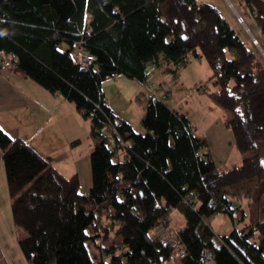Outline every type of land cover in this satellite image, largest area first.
<instances>
[{"label": "trees", "instance_id": "trees-1", "mask_svg": "<svg viewBox=\"0 0 264 264\" xmlns=\"http://www.w3.org/2000/svg\"><path fill=\"white\" fill-rule=\"evenodd\" d=\"M245 2L264 43V0ZM248 39L204 1L0 0V57L74 103L94 142L92 183L82 193L77 174L64 176L0 127L12 217L29 264H160L171 246L152 232L168 226L171 209L185 222L175 236L186 247L182 264H200L207 250L211 264H264V58ZM78 47L95 57L90 66L75 61ZM194 58L208 63L209 95L230 115L241 161L225 169L186 113L143 91L139 132L101 87L116 74L144 83L148 62L176 72ZM242 198L248 222L216 235L208 218L221 212L242 220ZM88 242L98 248L94 257Z\"/></svg>", "mask_w": 264, "mask_h": 264}, {"label": "crops", "instance_id": "crops-1", "mask_svg": "<svg viewBox=\"0 0 264 264\" xmlns=\"http://www.w3.org/2000/svg\"><path fill=\"white\" fill-rule=\"evenodd\" d=\"M149 65L157 69L156 73L151 71L150 75L146 71V81L144 83L138 81L143 90H140L139 93L129 99H136V96L143 91L154 93L153 87L155 84L151 78L158 76L159 72L163 76H158V78L162 79L166 78L170 73H176L166 71L164 66L157 65L154 62H148L146 68ZM159 92V90L155 91V94L158 96ZM167 93L162 91L158 97L166 101L165 99H169ZM187 96L184 93L174 104H167L180 112L186 113L193 126L194 134L207 140L204 134L198 133L199 128L203 129L199 125L200 120L186 110L181 111L178 109L182 100ZM201 121L206 127L211 123L205 117ZM0 127L13 139L20 138L26 141L64 176L70 177L77 174L80 180V187L84 188L81 192H87L92 183L90 153L94 146V142L89 135V118H83L74 103L65 98L60 92H50L26 75L16 66L15 62L5 56L0 57ZM85 142L87 143L86 147H84ZM208 152L213 157L209 150ZM120 155L121 152L119 153ZM1 156L2 153L0 151V264H29L19 247V238L24 235V231L19 229L13 221L11 198ZM240 161L241 157L238 153L237 158L225 165V168L238 164ZM173 210L171 209L168 213V226L155 228L152 232L153 236L160 233L163 229L178 230L185 224L183 216L175 209L179 213L175 214L179 223L172 225ZM160 264H182V261H174L169 258Z\"/></svg>", "mask_w": 264, "mask_h": 264}, {"label": "rangeland", "instance_id": "rangeland-1", "mask_svg": "<svg viewBox=\"0 0 264 264\" xmlns=\"http://www.w3.org/2000/svg\"><path fill=\"white\" fill-rule=\"evenodd\" d=\"M197 1H204L216 7L229 24L235 29L238 35H240V37L246 42V44L249 42L248 37H250V33L246 31L243 22L250 29L252 34L255 33V35H259L258 23L250 12L245 0ZM237 15H240L242 20L244 19L243 22H239L237 20ZM256 48L259 52V49L261 48L264 54V43L258 40ZM262 57L264 58L263 55ZM156 70L157 69L152 65H149L148 68H146L147 73L150 75L151 71L156 73ZM210 74L211 68L205 59L194 58L191 59L185 66L179 68L176 73H170L164 79L158 78V76H163L160 72L158 73V76L151 79L155 84L153 87L154 93L159 90L160 92L158 96H160L162 91L168 92L167 94L169 95V99H165L168 104H174V102L184 95V93L188 95L182 100L178 109L181 111L186 110L188 113L195 115L200 120L199 125L203 127V129L201 130V128H199L198 133H201L202 135L204 134V136L207 137L208 144L204 149L207 151L209 150L212 153L214 159L216 160L218 169H224L226 167L225 165L237 158L238 153L235 151L236 149L233 143L232 132L226 125L229 117L228 111L213 100L209 95V92L215 90L213 82L211 80L206 81ZM101 87L106 101L111 105L116 114L128 120L136 131H144L141 118L145 112V103L141 100L129 99L139 93L140 90H143L140 83L134 79L126 77L123 74H116L106 77L102 81ZM204 117L211 122L208 127L204 126L201 121ZM194 131H196V129H194ZM86 146L87 143L85 142L84 147ZM83 189V187H80V191H83ZM239 203L245 212L243 219L240 221L235 222V218L231 219L228 214L221 212L208 218V222L212 226L216 235L220 236L227 234L231 231L234 225L240 227L248 222L249 214L247 200L242 198L239 200ZM175 214L179 213L174 209L172 225L179 223L178 219L175 217L177 215ZM237 214H239V212H237ZM88 232L90 234H102L104 230H88ZM111 235H113V233H111ZM96 243H100V241L97 239ZM88 244L90 247V253L92 257H94V250L98 253V248L94 247L93 242H88ZM104 257L107 258V256Z\"/></svg>", "mask_w": 264, "mask_h": 264}, {"label": "built area", "instance_id": "built-area-1", "mask_svg": "<svg viewBox=\"0 0 264 264\" xmlns=\"http://www.w3.org/2000/svg\"><path fill=\"white\" fill-rule=\"evenodd\" d=\"M237 20L239 22H243L240 15H237ZM90 30L91 28L88 27V31ZM71 54L74 57L75 61L82 67L90 66L95 60V57L87 52L83 47L74 49ZM105 130L116 132V129L114 128L112 130L106 128ZM159 235L171 246L169 255L170 258L174 261H182L186 256V247L178 238L175 237L176 230H172L171 232H169L168 230L163 229L161 230V233ZM212 257V252L210 250L205 251L201 258L200 264H211Z\"/></svg>", "mask_w": 264, "mask_h": 264}, {"label": "water", "instance_id": "water-1", "mask_svg": "<svg viewBox=\"0 0 264 264\" xmlns=\"http://www.w3.org/2000/svg\"><path fill=\"white\" fill-rule=\"evenodd\" d=\"M243 25H244L246 31L250 33V37H251L253 43L257 46V42H258L257 38L254 36V34L251 33L250 29L246 26V24L244 22H243ZM259 50H260L261 54L264 56L262 49H259Z\"/></svg>", "mask_w": 264, "mask_h": 264}, {"label": "bare ground", "instance_id": "bare-ground-1", "mask_svg": "<svg viewBox=\"0 0 264 264\" xmlns=\"http://www.w3.org/2000/svg\"><path fill=\"white\" fill-rule=\"evenodd\" d=\"M257 44H258V42H257ZM261 49V48H260Z\"/></svg>", "mask_w": 264, "mask_h": 264}]
</instances>
